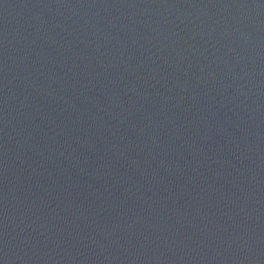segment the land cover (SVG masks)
I'll return each instance as SVG.
<instances>
[{
    "label": "water",
    "instance_id": "obj_1",
    "mask_svg": "<svg viewBox=\"0 0 264 264\" xmlns=\"http://www.w3.org/2000/svg\"><path fill=\"white\" fill-rule=\"evenodd\" d=\"M0 264H264V0H0Z\"/></svg>",
    "mask_w": 264,
    "mask_h": 264
}]
</instances>
